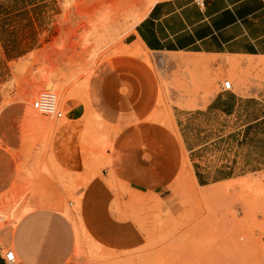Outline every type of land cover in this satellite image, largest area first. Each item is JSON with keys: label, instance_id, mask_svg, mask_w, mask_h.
Returning a JSON list of instances; mask_svg holds the SVG:
<instances>
[{"label": "rangeland", "instance_id": "rangeland-1", "mask_svg": "<svg viewBox=\"0 0 264 264\" xmlns=\"http://www.w3.org/2000/svg\"><path fill=\"white\" fill-rule=\"evenodd\" d=\"M157 1L0 0V214L6 217L0 233L14 234L35 211L67 217L72 210L77 216L83 192L101 179L115 199L110 213L133 225L137 237L116 252L75 227L86 264H264V168L254 148L248 159V97L264 93V62L248 66L244 59L124 46ZM124 55L142 57L154 70L160 97L153 121L176 134L175 117L196 109L200 100L206 104L221 90L219 83H233L243 105L230 128L222 125L215 133L217 145L201 156L217 173L206 175L208 180L223 172L235 179L198 185L194 171L204 167L195 157L182 163L167 191L131 189L115 151L118 129L91 104L97 67ZM44 92L57 95L61 119L33 108ZM252 109L254 117L264 115L259 101ZM209 130L205 138H212Z\"/></svg>", "mask_w": 264, "mask_h": 264}, {"label": "crops", "instance_id": "crops-1", "mask_svg": "<svg viewBox=\"0 0 264 264\" xmlns=\"http://www.w3.org/2000/svg\"><path fill=\"white\" fill-rule=\"evenodd\" d=\"M133 45L154 54L244 59L248 66L264 62V0H204L201 5L192 0H159L128 34L124 46ZM222 86L219 83L221 90L206 104L200 100L196 109L183 111L179 120L175 117L176 134L153 121L158 112L159 81L142 57L110 58L97 67L91 104L98 115L118 129L115 151L133 191L144 192L150 187L156 192L167 191L182 163L187 159L192 164L195 157L203 160L204 167L194 171L198 185L235 179L223 172L219 174L224 177L208 180L206 175L217 173L211 172L213 164L201 156L207 147L217 145L215 133L222 125L230 128L231 119L243 105L233 91H224ZM254 101L264 106V93L248 97V159L254 157L250 153L254 148L263 169L264 115L253 116ZM69 107L83 112L80 105ZM206 128L213 132L212 138H205ZM242 141L243 135L236 143ZM110 191L101 179H96L83 192L77 216L72 210H68L67 217L51 211L26 215L14 234L0 233V264H5L3 248L11 245L17 264H86L79 257L81 234L77 240L75 233V227L81 226L102 248L125 251L135 242L136 230L110 213L115 201ZM74 205L70 204L72 208Z\"/></svg>", "mask_w": 264, "mask_h": 264}, {"label": "built area", "instance_id": "built-area-1", "mask_svg": "<svg viewBox=\"0 0 264 264\" xmlns=\"http://www.w3.org/2000/svg\"><path fill=\"white\" fill-rule=\"evenodd\" d=\"M196 4H203L204 0H192ZM224 91H233L234 85L230 80L223 82ZM33 108L49 118L61 119L63 117V112L59 108V101L57 95L53 92H44L39 98L33 102ZM6 222V217L0 214V225ZM4 261L5 264H17L18 257L14 250H6L4 252Z\"/></svg>", "mask_w": 264, "mask_h": 264}, {"label": "bare ground", "instance_id": "bare-ground-1", "mask_svg": "<svg viewBox=\"0 0 264 264\" xmlns=\"http://www.w3.org/2000/svg\"><path fill=\"white\" fill-rule=\"evenodd\" d=\"M235 64V63H234ZM58 98V97H57ZM59 101V100H58Z\"/></svg>", "mask_w": 264, "mask_h": 264}]
</instances>
